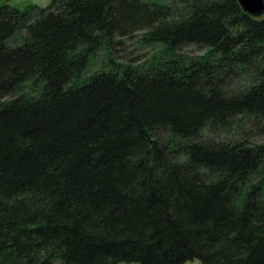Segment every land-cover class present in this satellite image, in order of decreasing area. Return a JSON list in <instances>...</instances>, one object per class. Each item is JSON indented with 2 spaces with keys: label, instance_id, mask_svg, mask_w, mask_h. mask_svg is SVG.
Returning <instances> with one entry per match:
<instances>
[{
  "label": "trees",
  "instance_id": "trees-1",
  "mask_svg": "<svg viewBox=\"0 0 264 264\" xmlns=\"http://www.w3.org/2000/svg\"><path fill=\"white\" fill-rule=\"evenodd\" d=\"M192 261L264 264V18L0 3V264Z\"/></svg>",
  "mask_w": 264,
  "mask_h": 264
},
{
  "label": "rangeland",
  "instance_id": "rangeland-1",
  "mask_svg": "<svg viewBox=\"0 0 264 264\" xmlns=\"http://www.w3.org/2000/svg\"><path fill=\"white\" fill-rule=\"evenodd\" d=\"M0 3L8 4L13 8H17L18 10H24L28 5H35L37 7H45L50 3V0H0ZM264 15V14H263ZM264 18V16H263ZM139 37H135L130 40H126L124 43V49L123 51H119L120 58H123L125 60L133 59L136 60H142L143 58L147 57L149 53L152 52V48L141 46V44L138 43ZM189 53L191 55L198 54L199 51L197 49H188ZM96 68L95 66L93 67ZM138 264V263H133ZM186 264H201L198 261H192V263H186Z\"/></svg>",
  "mask_w": 264,
  "mask_h": 264
},
{
  "label": "water",
  "instance_id": "water-1",
  "mask_svg": "<svg viewBox=\"0 0 264 264\" xmlns=\"http://www.w3.org/2000/svg\"><path fill=\"white\" fill-rule=\"evenodd\" d=\"M237 3L249 16L257 18L264 16V0H237Z\"/></svg>",
  "mask_w": 264,
  "mask_h": 264
}]
</instances>
